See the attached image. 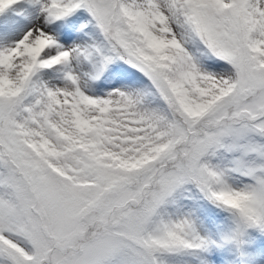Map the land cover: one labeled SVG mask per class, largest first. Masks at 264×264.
I'll return each instance as SVG.
<instances>
[{"label": "snow or ice", "instance_id": "1", "mask_svg": "<svg viewBox=\"0 0 264 264\" xmlns=\"http://www.w3.org/2000/svg\"><path fill=\"white\" fill-rule=\"evenodd\" d=\"M0 264H264V0H0Z\"/></svg>", "mask_w": 264, "mask_h": 264}]
</instances>
